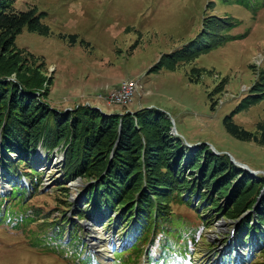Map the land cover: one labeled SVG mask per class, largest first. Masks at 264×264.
<instances>
[{"label": "rangeland", "instance_id": "obj_1", "mask_svg": "<svg viewBox=\"0 0 264 264\" xmlns=\"http://www.w3.org/2000/svg\"><path fill=\"white\" fill-rule=\"evenodd\" d=\"M16 7L22 11L37 7L47 13L44 22L50 33L43 36L26 29L16 46L40 61L29 60L28 68L38 71L40 67L47 77L44 88L48 87L49 95L45 102L52 109L65 113L82 105L101 109L107 115H123L156 108L174 120L178 138L186 147L204 145L202 150L226 155L238 168L233 159L261 172L254 178L264 180V146L237 139L223 126L224 118L259 82L264 68V0H20ZM212 15L235 21L233 28L222 32L227 40L183 65L169 68L167 55L200 38L205 19ZM4 53L0 60L10 62L12 49ZM11 74L15 79V71ZM127 82L138 85L131 102H109L110 95ZM233 119L244 129L258 133L257 125L264 123V97ZM61 154L56 150L49 158L39 148L31 161L43 174V188L22 207L3 204L0 264L86 262L85 255L80 260L71 250H62L61 243H54L52 250V241L46 240L37 226L41 221L32 222L30 206L50 214L53 221L62 219L69 227L77 226L102 264H264V256L253 255L249 263L245 262L247 254L237 233H246L248 224L239 229L240 222L221 214L214 218L215 214L205 209L199 213L201 205L198 213L175 205L173 222L161 244L158 240L148 246L149 250L139 245L131 248L126 232L114 225L105 227L108 218L86 208L88 185L81 179L69 183V191L59 190L63 185L56 182L63 176V167L55 163ZM185 176H191L188 169ZM10 190L0 180V193L5 196ZM263 200L264 192L258 196L257 209ZM227 203L223 199L221 206L233 207V203ZM257 209L245 212L244 219L252 217ZM24 212L28 218L20 219ZM81 213L85 214L79 220ZM68 238L66 233L64 243ZM120 242L122 247L114 251L116 261L111 253L107 258L101 252L108 248L112 251ZM73 244L85 251L76 238ZM231 248L237 255L232 256ZM89 258L97 260L95 255L89 254Z\"/></svg>", "mask_w": 264, "mask_h": 264}, {"label": "trees", "instance_id": "obj_2", "mask_svg": "<svg viewBox=\"0 0 264 264\" xmlns=\"http://www.w3.org/2000/svg\"><path fill=\"white\" fill-rule=\"evenodd\" d=\"M18 1L0 0V54L5 52V56L11 49L13 53L10 62L0 60V180L11 188L9 194H0V212L6 202L8 208L22 207L42 189L43 174L31 161L39 148L49 158L56 150L66 149L63 176L56 182L63 185L59 190L69 191L66 186L81 179L88 185L84 194L86 208L107 217L105 227L114 225L126 232L132 248L161 242L173 222L175 205L187 206L195 212L201 205L207 213L215 212L218 213L215 216L221 214L235 221L251 211L264 180L257 181L240 171L226 155H215L208 148L202 150L204 145L190 151L171 134L172 123L166 113L143 108L135 113L104 115L82 105L65 113L52 109L45 102L49 95L48 87L44 88L47 77L40 67L38 71L28 68L29 60H39L16 46L17 38L26 29L43 36L50 33L44 22L47 13L37 7L22 11L16 7ZM235 25L231 18L207 17L200 38L168 54L166 65L175 68L221 46L227 40L222 32ZM75 39L71 36L72 41ZM9 68L12 73L15 71V79L11 78L10 70L7 72ZM263 97L264 68L259 82L224 118L225 130L237 139L264 146V123L257 125L258 133H253L233 119L236 113ZM186 169L191 176H185ZM195 199H199L197 207H193ZM223 199H227L228 205L233 203V207H222ZM30 207L32 222L41 221L37 226L44 238L52 241V250L54 243H61L62 250H71L80 260L85 255L86 262L82 264H93L89 254L98 258L89 250L77 226L69 227L62 219L53 221L50 214ZM19 218L27 219L28 215L24 212ZM257 220L264 225V203ZM244 224L249 225L248 219ZM68 229L69 242L64 243ZM74 238L85 251L71 245ZM259 255H264V243Z\"/></svg>", "mask_w": 264, "mask_h": 264}, {"label": "bare ground", "instance_id": "obj_3", "mask_svg": "<svg viewBox=\"0 0 264 264\" xmlns=\"http://www.w3.org/2000/svg\"><path fill=\"white\" fill-rule=\"evenodd\" d=\"M127 84H134L133 82L132 83H126L125 85ZM124 85V86H125ZM124 86H122L117 92H114L113 94L110 95V99H109V102H112V103H118V104H127L129 102H131L134 94L136 93V91L138 90V85H133V86H128V89H124ZM121 91H124V96H127V100H123V99H118V98H113L112 96H114L115 94L121 92ZM174 133V132H173ZM60 161H62V158L61 159H57L56 160V163L55 164H59L61 163ZM63 162V161H62ZM236 162V161H235ZM238 163V162H237ZM109 246V245H108ZM102 247V246H101ZM122 247L121 243L116 247ZM102 253H104V256H106L107 258H110L112 256H110V253L112 254V251H111V248H108L106 250H102L101 251ZM110 256V257H109Z\"/></svg>", "mask_w": 264, "mask_h": 264}, {"label": "water", "instance_id": "obj_4", "mask_svg": "<svg viewBox=\"0 0 264 264\" xmlns=\"http://www.w3.org/2000/svg\"><path fill=\"white\" fill-rule=\"evenodd\" d=\"M94 109L99 110L98 108H94ZM104 115H105V114H104ZM169 118H170V117H169ZM170 119H171V118H170ZM171 122H172V130H173V132H174L173 134H175V135L177 134V135H178L174 120L171 119ZM65 156H66V151H64V153H63V155H62V160H63V162H65ZM233 162H234L235 164L241 166V167H245V168L248 170V167H247L246 165H244V164H242V163H239V162L237 163V162H235L234 159H233ZM248 171L250 172L251 175L257 173V172H253V171H251L250 169H249Z\"/></svg>", "mask_w": 264, "mask_h": 264}, {"label": "built area", "instance_id": "obj_5", "mask_svg": "<svg viewBox=\"0 0 264 264\" xmlns=\"http://www.w3.org/2000/svg\"><path fill=\"white\" fill-rule=\"evenodd\" d=\"M137 83L134 84H127L124 86V89H128V86H133L136 85ZM113 98H118V99H123V100H127V96H124V91H121L117 94H115L114 96H112Z\"/></svg>", "mask_w": 264, "mask_h": 264}]
</instances>
